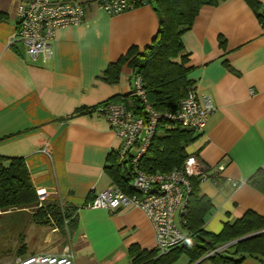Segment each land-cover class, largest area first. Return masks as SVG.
<instances>
[{
  "label": "crops",
  "instance_id": "1",
  "mask_svg": "<svg viewBox=\"0 0 264 264\" xmlns=\"http://www.w3.org/2000/svg\"><path fill=\"white\" fill-rule=\"evenodd\" d=\"M256 2L264 8V0ZM17 5L0 0V157L23 158L37 204L0 210V262L60 254L68 245L75 264H134L131 246L155 248L147 216L136 207L109 212L85 206L114 183L109 166L121 140L103 117L77 111L131 93L135 75L128 61L115 81L104 73L131 47L142 51L152 43L154 6L112 15L90 6L82 23L57 31L49 58L31 59L21 42L8 44ZM255 9L248 0L204 5L181 36L188 79L215 107L186 147L208 175L196 185L210 201L202 228L213 234L249 210L264 216V193L249 182L264 172V24ZM218 165L224 169L214 174ZM228 178L242 182L232 187ZM53 204L73 210L71 228L62 230L52 219L47 207ZM175 222L187 238L178 210ZM241 264L264 263L247 256Z\"/></svg>",
  "mask_w": 264,
  "mask_h": 264
},
{
  "label": "trees",
  "instance_id": "2",
  "mask_svg": "<svg viewBox=\"0 0 264 264\" xmlns=\"http://www.w3.org/2000/svg\"><path fill=\"white\" fill-rule=\"evenodd\" d=\"M220 1L222 0H148L158 16V30L152 43L142 51L131 47L118 62L108 66L104 75L111 82L115 81L120 65L128 61L134 75H140L146 98L153 108L160 113L174 112L179 100L193 89V82L188 79L189 68L185 66L186 55L181 36L191 27L202 6L217 5ZM248 2L256 8V15L260 23L264 24V8L261 9L256 0ZM126 99L129 104L125 103ZM121 101L135 113L141 109L138 100L130 94ZM94 108L80 109L77 112H92ZM195 135L187 128L160 119L147 151L138 162V168L146 173L168 172L180 168L189 156L186 147ZM115 156L114 162L109 166L110 175L116 185L130 193L129 181L134 168L125 161L122 162L118 152ZM200 179V176L191 179L192 191L183 225L188 237L184 244L164 254H158L156 248L141 250L133 245L129 248V254L134 264H170L179 253L186 255L190 264L208 254L198 264L205 260H209L211 264H241L247 256L264 263V232L230 243L264 230V216L249 210L233 223H226L220 233L206 232L202 228L203 217L210 209V201L197 189L196 184ZM249 182L264 193L263 171L256 172ZM33 204H37L36 193L23 158L0 157V210ZM47 208L49 215L62 230L74 225L76 216L71 208L56 204Z\"/></svg>",
  "mask_w": 264,
  "mask_h": 264
},
{
  "label": "built area",
  "instance_id": "3",
  "mask_svg": "<svg viewBox=\"0 0 264 264\" xmlns=\"http://www.w3.org/2000/svg\"><path fill=\"white\" fill-rule=\"evenodd\" d=\"M17 2V21L8 44L21 42L31 59L39 55L44 59L49 58L50 42L57 31L82 23L90 6L112 15L148 4V0H17ZM130 95L141 105L137 113L127 108L122 101L101 104L92 112L103 117L121 140L117 151L119 158L134 168L129 181L131 192H124L118 185L112 183L97 192L85 206L102 208L109 212H115L121 207L140 209L153 226L158 254H164L186 241V235L175 222V213L178 210L183 226L192 191V177L200 176L203 179L208 175L205 166L195 155H189L180 168L168 172L146 173L138 168V162L147 151L160 119L178 124L197 135L203 132L208 116L215 107L208 96L200 98L192 89L179 100L174 112L160 113L148 102L140 75H135V86ZM223 169L222 165L216 166L214 174ZM228 182L232 187H236L242 181L228 178ZM37 195L42 199L45 192H38ZM18 263L75 264V256L71 247L67 245L60 254H30L19 259Z\"/></svg>",
  "mask_w": 264,
  "mask_h": 264
},
{
  "label": "rangeland",
  "instance_id": "4",
  "mask_svg": "<svg viewBox=\"0 0 264 264\" xmlns=\"http://www.w3.org/2000/svg\"><path fill=\"white\" fill-rule=\"evenodd\" d=\"M184 258H186L185 255L182 253H179L177 255V257L175 258V260L172 261L170 264H185L186 260ZM0 264H19V263H2V262H0Z\"/></svg>",
  "mask_w": 264,
  "mask_h": 264
},
{
  "label": "water",
  "instance_id": "5",
  "mask_svg": "<svg viewBox=\"0 0 264 264\" xmlns=\"http://www.w3.org/2000/svg\"><path fill=\"white\" fill-rule=\"evenodd\" d=\"M263 232H264V230L254 232V233L248 234V235H246V236H243V237L237 238V239H235L233 242L240 241V240H242V239H244V238H247V237H250V236H253V235H256V234H260V233H263ZM230 243H231V242H230ZM207 257H208V255L204 256L203 258H201L200 260H198V261L195 262L194 264H198V263H200L203 259H205V258H207Z\"/></svg>",
  "mask_w": 264,
  "mask_h": 264
}]
</instances>
